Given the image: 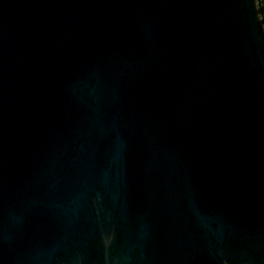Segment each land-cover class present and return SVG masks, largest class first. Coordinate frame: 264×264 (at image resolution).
Masks as SVG:
<instances>
[{"label":"water","instance_id":"95a60500","mask_svg":"<svg viewBox=\"0 0 264 264\" xmlns=\"http://www.w3.org/2000/svg\"><path fill=\"white\" fill-rule=\"evenodd\" d=\"M0 264H264L258 0H0Z\"/></svg>","mask_w":264,"mask_h":264},{"label":"trees","instance_id":"16d2710c","mask_svg":"<svg viewBox=\"0 0 264 264\" xmlns=\"http://www.w3.org/2000/svg\"><path fill=\"white\" fill-rule=\"evenodd\" d=\"M259 3V9L262 13L263 21H264V0H258Z\"/></svg>","mask_w":264,"mask_h":264},{"label":"bare ground","instance_id":"6f19581e","mask_svg":"<svg viewBox=\"0 0 264 264\" xmlns=\"http://www.w3.org/2000/svg\"><path fill=\"white\" fill-rule=\"evenodd\" d=\"M264 22V21H263Z\"/></svg>","mask_w":264,"mask_h":264}]
</instances>
